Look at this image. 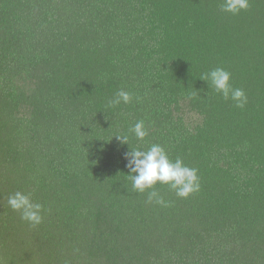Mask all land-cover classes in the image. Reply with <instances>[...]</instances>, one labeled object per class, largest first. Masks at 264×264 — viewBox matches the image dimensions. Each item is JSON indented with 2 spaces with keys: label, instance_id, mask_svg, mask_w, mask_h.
Here are the masks:
<instances>
[{
  "label": "trees",
  "instance_id": "1",
  "mask_svg": "<svg viewBox=\"0 0 264 264\" xmlns=\"http://www.w3.org/2000/svg\"><path fill=\"white\" fill-rule=\"evenodd\" d=\"M222 3L0 0V264H264V0ZM217 67L244 108L201 80ZM120 90L132 103L109 106ZM124 134L200 190L158 184L167 207L133 191ZM17 191L40 225L8 206Z\"/></svg>",
  "mask_w": 264,
  "mask_h": 264
},
{
  "label": "clouds",
  "instance_id": "2",
  "mask_svg": "<svg viewBox=\"0 0 264 264\" xmlns=\"http://www.w3.org/2000/svg\"><path fill=\"white\" fill-rule=\"evenodd\" d=\"M222 11L239 15L249 8V0H223ZM201 80L206 81L211 89L223 95L225 100L231 99L236 107L244 108L247 97L243 89L233 88L231 85V73L222 67H217L204 74ZM137 99H139L137 97ZM133 95L125 90H120L109 101V106H119L121 103L130 104ZM129 132L134 137L143 141L148 130L143 120L137 121ZM122 144L130 146V150L124 154L129 170L128 178L131 181L132 190L138 193L148 192L149 202H155L160 206L167 207L168 203L156 191L158 184L167 185L175 191L179 198L187 199L200 190L197 169L186 166L183 160L177 157L170 159L168 153L159 144H152L146 150L132 148L127 134L117 135ZM8 206L20 214V218L31 226H38L43 221L44 207L42 204L33 202L30 195L17 191L7 199Z\"/></svg>",
  "mask_w": 264,
  "mask_h": 264
}]
</instances>
